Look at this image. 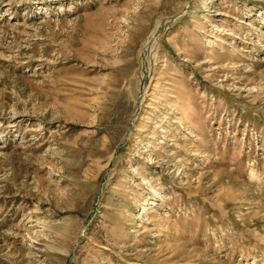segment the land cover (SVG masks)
Returning <instances> with one entry per match:
<instances>
[{
  "label": "rangeland",
  "instance_id": "374dc122",
  "mask_svg": "<svg viewBox=\"0 0 264 264\" xmlns=\"http://www.w3.org/2000/svg\"><path fill=\"white\" fill-rule=\"evenodd\" d=\"M0 264H264V0H0Z\"/></svg>",
  "mask_w": 264,
  "mask_h": 264
},
{
  "label": "bare ground",
  "instance_id": "6f19581e",
  "mask_svg": "<svg viewBox=\"0 0 264 264\" xmlns=\"http://www.w3.org/2000/svg\"><path fill=\"white\" fill-rule=\"evenodd\" d=\"M149 209V208H148Z\"/></svg>",
  "mask_w": 264,
  "mask_h": 264
}]
</instances>
